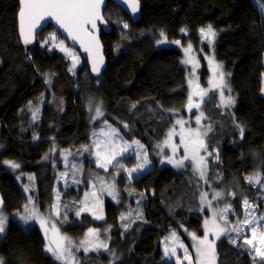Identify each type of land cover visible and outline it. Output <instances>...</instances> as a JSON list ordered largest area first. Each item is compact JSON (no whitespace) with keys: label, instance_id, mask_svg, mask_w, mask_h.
I'll list each match as a JSON object with an SVG mask.
<instances>
[{"label":"trees","instance_id":"trees-1","mask_svg":"<svg viewBox=\"0 0 264 264\" xmlns=\"http://www.w3.org/2000/svg\"><path fill=\"white\" fill-rule=\"evenodd\" d=\"M140 1L143 7L138 23L119 7L108 4L104 15L110 32L103 33L101 39L109 66L103 78L97 80L92 78L86 61L74 67L72 73L71 57L50 39L55 33L63 38L52 26L37 36V44L28 56L19 36L18 0H0L3 213H20L32 199L43 211L51 207L57 189L56 173L65 167L43 158L55 146L73 151L90 144L94 128L90 126V103L101 104L104 121L113 125L123 139L139 141L152 163L137 178L125 170L118 171L119 200L106 202L102 221L83 216L81 223L63 228L78 239L87 229L99 233L109 229V247L80 252V264H177L166 256L167 236L176 232L189 246L187 235L201 237L205 233L203 181L190 165L181 171L160 166L159 146L175 123V114L185 110L189 98L188 72L181 51L158 49L161 32L171 41L190 42L201 55L205 48L200 46V29L211 25L220 33L212 43L218 60L231 76L226 75V81L236 94L237 106L231 122L228 113L221 112L217 93L207 99L202 96L206 101L203 113L214 127L211 144L219 151V160L209 159L208 180L212 188L237 195L234 209L240 217L242 194L248 193L252 203L260 198L259 189L246 177L258 172L264 185V11L260 7L264 0ZM115 11L118 16L113 18L109 14ZM121 22L128 27H119ZM236 125L243 128V137L240 128H233ZM4 161L20 167L13 169ZM68 168L73 170L72 166ZM20 174L35 176L30 188L24 187L27 182L20 179ZM126 213L128 218L123 217ZM228 234L217 242V264H255L243 240L235 235L236 242L232 243L229 237L233 233ZM45 247V237L36 225L26 230L10 219L0 234L4 264H62Z\"/></svg>","mask_w":264,"mask_h":264},{"label":"rangeland","instance_id":"rangeland-1","mask_svg":"<svg viewBox=\"0 0 264 264\" xmlns=\"http://www.w3.org/2000/svg\"><path fill=\"white\" fill-rule=\"evenodd\" d=\"M109 15L115 18L118 16V12L115 11L114 13ZM118 25L122 29H126L124 27L123 22L119 23ZM216 32L217 33L215 36V42L217 41L218 36L220 34L218 31ZM199 36H200L199 41H201L200 46H202V48L205 49L202 51L203 54L201 55L192 46L190 55L194 58L196 62H198V65L195 69H193L192 64L183 63V61L188 58L185 55V49L188 47L189 44H191L190 42L181 43L180 41L178 45L173 43V41L169 40L164 35L163 37L161 36V38L158 39L157 48L160 50L173 48L181 51V54L183 56L182 59L183 66L184 68H186L188 72L187 83H188L189 96L192 94L193 87L198 84L201 86V89H203L205 92V94L203 95L205 99H207L211 93H217L220 102L219 90L213 88L210 83V81L214 79V74L212 70V65L209 64V60L212 59L216 63L221 64L222 66L223 64L220 63V61L218 60L215 54L216 53L215 42L212 43L209 42L208 40H205L200 33ZM55 37H56V42L60 43L62 41L64 47L69 49L73 54V56L77 58L75 61V67L77 65H81L84 63V60L81 58V55L79 54L77 49L71 47L66 41L62 40L63 39L62 37L56 35V33H55ZM162 40L164 42H161ZM73 56H69L71 57V61H72V73L75 72L73 67ZM201 59H204L205 63L201 62ZM262 62H263L262 66L264 68V55L262 57ZM223 72L225 73V81H226L227 80L226 75L229 77L231 76L228 72H226L224 66H223ZM189 81H191L192 83L190 84ZM262 81H263V94H264V74L262 76ZM228 87L231 89V92L228 91V88H225L224 95L226 97L229 95L232 96L235 100V103L231 107H224L223 105H221V103H219V107L221 109V112L223 110L228 113L229 120L232 122V116L237 106V97L236 94L234 93L232 86L228 85ZM193 97L194 96H192L193 107L191 108V110H189L188 107H186L185 110L182 111L181 113L175 114V123H173V126L170 129V131L173 129V127H175L176 134L172 136L170 141H168V135H167L164 142L159 146L160 157H161L160 166L170 168L175 171H181L186 165H190L195 175L203 181L204 190L202 192V195L207 193V195L204 197V200L203 201L201 200L202 206L207 212L205 213L204 216V228H205L204 235L207 234L209 240L215 242V249H216L217 242L224 236H229L228 233H233L232 235H230V237L234 238L236 235L239 238V240H243L245 236H247L249 239L251 238L250 227L247 226L240 227V224H238V221L239 222L244 221L246 212L251 213L252 216L255 217L254 222L257 223V233H259L260 231H264V219L261 218L264 217V185L262 183V178L260 180V184L249 183L248 181V183L254 186L256 190L257 188L259 189L260 194L258 195H260V198H256V203H252L250 202L251 197H249L248 193L242 194L241 196L243 201L241 202L239 207L240 212L243 211V215L241 217L239 216V213L234 209L236 208V205L234 204V200L236 199L237 195L233 191H229V190L224 191L222 189H215L211 187L210 182L208 180L209 159L212 157L216 160H219V151L211 144V136L213 135L214 127H212L210 119H208L207 116L204 115L202 110L206 101L204 100L200 101L198 103L199 107H196L195 106L197 105L195 104L196 99H194ZM44 101L45 100L43 99L42 102ZM90 105L93 109L92 111H89L92 120L90 126L92 128L94 127L89 135L90 144L88 146L81 147V149L79 150L78 148H76L73 151L55 146L43 158V161L45 162H51L55 166L62 165L63 167H65V169L62 168L61 170H58L56 173L57 189L56 192L54 193V200L51 207L48 208L46 211H43L38 208L37 202L32 199L31 202H27L26 204L27 210L24 207L23 211L20 213H16L14 215L4 214L8 218L6 227L10 219H15L26 230L31 228L33 225H36L42 231L45 237V231L43 228L40 227V223L38 220L29 219L28 222L25 223L24 220L20 219L21 216H26L32 210H35L37 215L43 216L45 218L47 222L46 227L48 229L49 238L54 236V231L52 226L55 225V230L58 231L60 236L67 237L72 241V245H70V247L72 250V254L75 257L73 264H80L78 259L80 252L90 253L94 251L105 250V248L100 247L97 250L85 251L84 246H81L80 242L88 238V239L96 240L97 242H103L108 246L110 241L109 229L105 228L101 233H99L98 230L93 229L97 233L96 237H88L89 229H87L84 235L78 239L71 237L69 234H66L68 232H65L63 228L70 227L74 223H81L82 221L81 218L83 216H91L96 222L102 221L105 217L106 202L112 201L117 203L119 200L120 179L117 175L118 171L125 170L129 175V170L135 168L136 171L131 172L130 177L137 178L142 176L146 171H148L152 167V163L149 160V157L144 152V146H142L139 141L129 142L123 139V137L120 135V133L113 125L104 121V112L101 104L90 103L89 107ZM39 106L35 107L36 111L37 110L39 111ZM96 106H100L102 108L103 116L100 118H96L95 116L94 109ZM31 110L33 111V107H31ZM201 113H203L202 116ZM178 114H181L182 116ZM197 117H200L199 124L197 123ZM178 119L184 121L185 130L188 129L198 130L202 134L201 138L204 140L206 144L205 145L206 151L204 149H201L200 155L205 157V164L207 165V172L204 178H201L199 172L195 169L194 161L191 159V155H192L191 152L186 153L183 144H181L180 135H179L181 128L180 125L176 124V121ZM219 122L223 130L224 129L223 123L225 122L224 120ZM209 126H210V130H209ZM238 126L239 125L233 126V128L235 127L240 128V126L239 127ZM226 128L227 127H225V130ZM225 130L222 132L224 136V140H225ZM205 132H207V134L203 135V133ZM165 141H168V143L166 144ZM171 145L176 146L175 153H173ZM97 153H99V156L97 155ZM209 153L211 154L209 155ZM113 155L114 158H112ZM185 155H188L189 159L184 160L183 166L181 167H176L174 166V164L168 163L169 158H171L173 161H176L183 159ZM108 159H111V163H107L106 167H102V170H100L98 167H101V164L106 163ZM68 162H70V164H68ZM138 164H143L144 165L143 168H137ZM69 166H72L73 170L70 168L67 169V167ZM256 174H259V176L261 177L260 173L258 172L254 173L253 175ZM20 179L23 180V182L25 181L27 182V184L24 183V187L30 188L29 183L35 180V176L30 174L27 175L20 174ZM108 186H113V193L115 195V198H113V195L109 194V191L107 190ZM70 189H72V191H69ZM216 192H220L221 196L217 197L215 195ZM93 193L95 195H93ZM255 197L258 196L256 195ZM245 199L249 201V205L247 208L243 203ZM209 202L211 206H209ZM205 204L208 210L205 208ZM225 208H227V211H224ZM57 211L59 212V215H57ZM77 212H79L80 214L77 215ZM97 216H100L102 218L97 219ZM123 217L128 218L129 217L128 213H126ZM217 226L219 228L225 229L224 232L220 233L219 238H217L215 235ZM234 226L240 227L239 233L231 231V229ZM173 233H175L176 236L175 239H173L172 236ZM204 235L201 237L196 235L195 236L197 237V239H202ZM186 239L188 240L190 239L189 241L191 243L189 246L185 243V240H183V238H180L178 233L176 232L170 233L164 241V248L169 249V252L167 253L168 255L166 256L168 258H172L176 262H177V258L179 257L181 264H188V261L183 259L184 248H187L188 254L191 256L192 259V264H197V256H196V248H195L196 240H193L192 234L187 235ZM45 240L47 245L49 243V239L45 237ZM179 243H182L184 245V248L179 247ZM245 245L253 253L254 258L257 261L255 264H264V259H262L258 255H255L250 245L247 244ZM173 247H175L176 249L175 256L171 254V249ZM260 247H264V246H260Z\"/></svg>","mask_w":264,"mask_h":264},{"label":"snow or ice","instance_id":"snow-or-ice-1","mask_svg":"<svg viewBox=\"0 0 264 264\" xmlns=\"http://www.w3.org/2000/svg\"><path fill=\"white\" fill-rule=\"evenodd\" d=\"M20 4V8L18 10V19H19V31L20 35L23 38L24 44H30L35 39V29L39 26L40 21L43 20L45 17H51L56 21L57 24L60 25L71 37L73 41H79L81 47L84 48V51L89 53L90 56H93L94 52L99 51V41L97 37L94 35L93 31L90 29H96L97 21L102 20L103 17L101 16V5L103 4V0H18ZM125 3L129 4V7L132 9L133 12L138 11L139 7V0H125ZM261 10L264 11V3L260 4ZM125 28L128 27L127 24L124 25ZM181 31H185V29H181ZM201 36L208 40L209 42H213L216 36V32L213 30L211 25H208L207 28L200 29ZM161 36H164V33L161 32ZM51 40L55 41V35L50 37ZM166 40V37H165ZM161 42H164L163 40ZM173 43L178 44L180 41H173ZM60 48L61 51L66 52L69 56H73L71 51L64 47L63 42L61 41L59 44L56 45ZM192 49V45L189 44L188 47L185 49V55L188 57L183 61L185 64H192L193 69H195L198 65V62L194 60V58L190 55ZM76 57L73 56V67H75ZM100 63H102V57L99 58ZM209 64L212 65V70L214 74V79L210 81L213 88L219 90L220 95V103L224 107H231L234 105L235 100L232 96H225L224 89L228 88V91L231 92V89L228 87L225 81V73L223 72V66L219 63H216L214 60L210 59ZM92 70L94 72L99 73V66L97 63V58L93 56V66ZM218 77V78H216ZM191 84L192 82L189 81ZM199 88V85H195L192 94L188 98L187 107L189 110L193 107L192 96L200 95L201 97L205 94L204 90L201 89L199 92L196 89ZM199 107V105H195ZM135 107V105H133ZM92 107L90 105L89 111H92ZM38 111V110H37ZM95 116L96 118H100L103 116L102 108L100 106H96L95 109ZM203 113H201V116ZM197 123H200V117H197ZM177 125H180L181 131L179 133L181 144L184 146V150L186 153L191 152V159L194 161L195 169L199 172L201 178L206 176L207 172V165L205 164V157L200 155V150L204 149L206 151V146L204 140L201 138L202 134L198 130L193 129H184V121L177 120ZM126 127V125H125ZM239 127V126H238ZM210 130V126H209ZM115 131V130H113ZM243 128L240 127V134L243 137ZM175 133V127L168 133V141L171 140L172 136ZM207 132L203 133L206 135ZM168 141H165L167 144ZM173 153L176 152V146L171 145ZM211 153H209L210 155ZM99 156V153H97ZM114 158V155L113 157ZM218 158V157H217ZM189 159L188 155H185L183 159L173 161L171 158L168 159V163L174 164L176 167L183 166L184 160ZM9 167L15 169L19 168L20 165L12 162V161H4ZM99 163V161H98ZM107 163H111V159H108L106 163L101 164V167H106ZM122 166V165H121ZM143 164H138L137 168H143ZM136 171V169L129 170V176H131V172ZM63 175V174H62ZM246 179L249 183L260 184L261 177L259 174L248 176ZM27 190V189H26ZM109 194L115 195L113 193V186H108ZM93 195H95L93 193ZM207 193L203 194L201 200H204V197ZM215 195L217 197L221 196L220 192H216ZM244 205L247 208L249 205L248 200H244ZM209 206L210 202H209ZM58 207V205H57ZM3 199L0 198V234L5 232L6 223H7V216L4 215L3 211ZM25 209L27 210V205H25ZM227 211V208L224 209ZM80 213L77 212V215ZM57 215L59 212L57 211ZM215 216V213H214ZM102 217L97 216V219ZM264 219V217H261ZM20 219L24 220L25 223L28 222L29 219H36L40 223V227L45 231V237L49 239V243L45 247V251L50 253L56 260L61 261L62 264H73L75 260L74 255L72 254V250L70 245H72V241L67 238L60 236L58 231L55 230V225H53L54 236L49 238L48 237V229L46 227V220L43 216H39L36 214L35 210H32L28 215L21 216ZM255 217L252 216L251 213H245V219L243 222H239L240 227H250L251 231V238L249 239L247 236L244 237L243 242L244 244L250 245L252 247L253 252L255 255L260 256L264 259V231H260L257 233V223L254 222ZM215 223V222H213ZM240 227H233L231 231L233 232H240ZM224 228L216 227L215 235L219 238L220 233L224 232ZM97 233L93 229H89L88 237H96ZM173 239L176 238L175 233L172 234ZM193 240H196V256H197V264H216V249H215V242L209 240L208 235L205 234L202 239H197L195 234H192ZM232 243L236 242V238L229 237ZM67 242V243H65ZM81 246H84L85 251L89 250H97L100 247L107 249V244L103 242H97L93 239L86 238L85 240L81 241ZM260 245V246H257ZM179 247L184 248L182 243H179ZM169 252L168 248H165V253ZM171 254L173 256L176 255V249L173 247L171 249ZM184 260L188 261V264H192L191 256L188 254L187 248H184ZM0 264H4L2 258H0ZM177 264H181L179 257L177 258Z\"/></svg>","mask_w":264,"mask_h":264},{"label":"water","instance_id":"water-1","mask_svg":"<svg viewBox=\"0 0 264 264\" xmlns=\"http://www.w3.org/2000/svg\"><path fill=\"white\" fill-rule=\"evenodd\" d=\"M19 3V2H18ZM109 3L114 4L115 6L119 7L130 19L133 23H138L141 20V13H142V3L139 0V7H138V11L133 12L132 9L129 7V4L125 3V0H103V4L101 5V16L103 17L102 20L97 21L96 24V29H90L91 31H93L94 35L97 37L98 41H99V51L94 52L93 56H95L97 58V63L99 66V73L94 72L92 70V66H93V56H90L89 53L84 51V48L81 47V44L79 41H73L71 39V37H69L68 33L60 27L59 24L56 23V21L54 19H52L51 17H45L43 20L40 21L39 26L35 29V39L32 43L30 44H24L23 42V38L20 35V31H19V36L22 42V45L24 47V49L26 50L27 55L29 56L30 52L32 51V49L36 46L37 44V36L39 34H41L45 29L48 28V26H52L54 29H56L62 36L63 38L66 39V41L68 42V44L73 47L76 48L79 52V54L81 55L82 59L84 61L87 62L88 68H89V72L92 76L93 79H102L103 76L105 75L107 69H108V60L105 54V47L103 45L101 36L103 33H109L110 32V27L108 25L107 20L105 19V10L108 6ZM129 3H131V0H129ZM19 8H20V4H19ZM18 30H19V19H18ZM102 57V63H100L99 58ZM194 90V89H193ZM197 92L200 91V86L198 89H196ZM195 99H199L201 98L200 95H194ZM0 198L3 199V208L2 211H4L5 209V201L4 198L2 196L1 193V181H0Z\"/></svg>","mask_w":264,"mask_h":264},{"label":"flooded vegetation","instance_id":"flooded-vegetation-1","mask_svg":"<svg viewBox=\"0 0 264 264\" xmlns=\"http://www.w3.org/2000/svg\"><path fill=\"white\" fill-rule=\"evenodd\" d=\"M201 100H203V97H201V99L198 100L197 104H198ZM205 145H206V144H205Z\"/></svg>","mask_w":264,"mask_h":264}]
</instances>
